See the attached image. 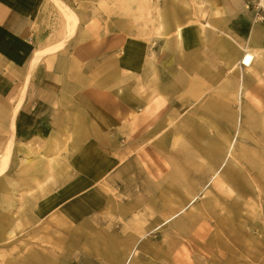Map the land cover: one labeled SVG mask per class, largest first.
<instances>
[{
	"label": "crops",
	"instance_id": "crops-1",
	"mask_svg": "<svg viewBox=\"0 0 264 264\" xmlns=\"http://www.w3.org/2000/svg\"><path fill=\"white\" fill-rule=\"evenodd\" d=\"M68 2L62 1L80 19L76 34L63 49L43 55L48 47L66 40L61 7L55 0H0L1 156L11 149L9 171L0 178V235H10L17 228L2 222L8 215L4 204L16 198L6 189L10 181L14 187H23L25 170L47 172L45 187L43 177L31 179L42 187L37 189L35 200L30 199L39 204L35 214L44 218L60 207V213L70 215L71 203L81 201L79 195L114 173L119 175L125 162L116 154H123L119 148L125 135L130 159L152 186L165 188L163 200L176 206L181 202L187 205L203 189L197 192L200 184L194 180L187 183L184 194L171 196L172 188L179 185L174 178L177 163L162 152V128L171 118L182 114L186 117L192 107L195 118H235L240 83L222 82L223 77H217L219 81L212 92L215 97L204 96L207 84H203L201 76L205 54L216 57L223 65L217 72L221 76L226 74L225 66L236 69L234 65L244 55L241 47L253 34L264 47V25L253 24V13L245 8V0L240 2L242 8L234 0H218L215 7L220 14L215 16L213 28L204 31L197 24L184 25L186 34L179 40L178 49L176 38L167 40L168 32L177 35L175 27L168 30L165 24V35L159 36L155 34L160 32L157 26L149 42L148 32L130 30L131 25L122 19L104 18L95 13L97 8L87 7L85 0ZM56 12L64 18L62 31L57 28ZM39 53L41 58L32 64ZM244 70L251 78L242 92L243 118L264 116V53ZM28 78L15 130V109ZM238 115L239 109L236 118ZM93 139L99 143L96 145ZM216 164L214 170L220 166ZM13 171H17L15 177ZM16 201L29 202V198L22 195ZM180 207L172 210L169 206L163 222ZM211 207V202H205L197 212L190 208L163 226L162 255H155L153 239L149 238L156 227L132 223L120 233L100 232L104 248L68 264H124L139 243L138 254L130 264L139 263L135 259L141 252L151 253L153 259L159 256L168 264H214L219 228L213 218L198 213L210 211ZM135 210L139 212L138 205L131 208L132 217ZM161 224L158 233L162 231ZM144 234L147 237L141 241ZM51 240L59 246L60 240ZM104 256L106 263L99 262ZM25 258L15 264L60 261L54 246L36 250Z\"/></svg>",
	"mask_w": 264,
	"mask_h": 264
},
{
	"label": "rangeland",
	"instance_id": "rangeland-1",
	"mask_svg": "<svg viewBox=\"0 0 264 264\" xmlns=\"http://www.w3.org/2000/svg\"><path fill=\"white\" fill-rule=\"evenodd\" d=\"M60 1L69 3L68 0ZM55 2L60 6L59 1L55 0ZM85 2L87 7L97 8L95 13L99 15L101 13L104 18L122 19L131 25L130 30L148 32L147 38L152 42L151 38L155 36L153 30L157 29V26L160 27L155 21L158 11L163 14V28L167 26L168 30L171 26L173 30L174 27L178 30L184 25L197 24L204 31H210L212 28L207 24L213 25L217 18L212 8L218 0H104L102 2L85 0ZM56 14L58 31H62L63 15L59 12ZM253 24L258 25L254 22V18ZM155 34L158 35L159 32L156 31ZM174 38L177 40L178 49L180 46L178 35L174 37L167 33L168 41ZM160 45L163 43L158 44L157 51L161 49ZM260 62L261 60H258V63ZM222 66L216 57L212 58L211 55L205 54L201 79L203 84H207L203 92L207 98L211 97L209 94H212L216 88L214 84L219 81L217 77H223L222 82H233L236 85L239 83L240 69L233 70L230 66H225L226 74L223 72L220 76L217 72ZM244 75L243 91L251 78L249 71L244 70ZM192 108H189L186 117L182 114L179 118H171L161 131L159 141L163 144L162 152L169 154L170 160L177 163V175L174 178L179 185L172 188L171 196L184 194L187 183L194 180L196 184H200L196 188L197 192L206 186L217 166L216 163L219 162L220 153L214 155L211 153L212 149L220 148V139L223 143L225 139H231L237 125L238 107L235 108V118H195ZM263 123L264 116L252 114L243 118L242 133L245 137L237 144L235 157L229 161L221 176L212 185L211 193L200 199V204L211 202L212 207L210 211H198V213L213 218L219 228L220 235L215 246L214 264H264ZM92 141L98 142L94 139ZM120 144L119 149L123 154L116 156L125 164L118 170L119 175L116 176L114 173L102 183L79 195L81 201L71 203V216L60 213L58 211L60 207L44 218L35 214L39 204L32 201L39 195L37 189L46 186L47 172L25 170L23 187H14L10 181L6 189L16 198H14L15 202L4 204V210L8 215L2 222L8 227L17 225V228L10 235H0V264H15L17 260H26L25 257L34 254L36 250L50 249L53 246L59 252V264L78 261L92 250L104 248L100 232L106 233V230H109L120 233L125 226H130L132 223L156 227L152 231H156L155 234H151L149 238L153 239L152 248L155 250V255H162L159 252L164 230L162 228L160 229L162 231H159L161 233H158L159 224L166 218L164 214L169 206L174 209L177 206H184L187 202L177 203L176 206L169 200L164 201L165 188L152 186L130 159L126 135ZM100 147L106 150L102 145ZM12 173L15 177L17 171ZM60 174L64 172L60 170ZM77 176L78 173L75 177ZM35 177H43L45 184L37 187V183L31 180ZM22 195L29 198V202L16 201ZM200 204L191 210L197 212ZM136 205L139 206V212L135 210V217H132L131 208ZM39 228H43V231ZM110 233L114 235V232ZM51 238L60 240L59 246L53 245ZM135 260L139 263L133 264H168L159 256L153 259L151 253L148 255L141 252ZM98 261L106 263L107 258L104 256Z\"/></svg>",
	"mask_w": 264,
	"mask_h": 264
},
{
	"label": "bare ground",
	"instance_id": "bare-ground-1",
	"mask_svg": "<svg viewBox=\"0 0 264 264\" xmlns=\"http://www.w3.org/2000/svg\"><path fill=\"white\" fill-rule=\"evenodd\" d=\"M59 1L62 13L64 15L65 18V25H64V30H65V34H66V40L64 42H60L54 46L48 47L47 50H45L43 53L44 54H49L55 51H59L61 49H63V47L65 46L66 42L73 38L76 34L77 28H78V24H79V17L78 14L76 12H74L72 9H70L68 6H66L64 3H62V1ZM235 4L239 7H241V0H234ZM242 3V2H241ZM213 12L215 13V15H219L220 14V9L217 7H213ZM158 11V10H157ZM163 14L161 11H158V16L157 19L155 20L158 24H159V36H164L165 33L163 32L164 28H163ZM209 27L213 28V25L211 24H207ZM185 30H183V28L181 27V29L177 30V35L180 41H182L184 39L185 36ZM232 39V38H231ZM261 41L257 39L256 36H254V34L247 39L246 42V46L245 47H241L242 50L244 51V55L241 57L240 60L237 61V63L234 65V68H239L240 69V80H239V94H238V104H239V115H238V120H237V125L235 128V132L234 135L232 136L231 139H225L224 143L223 140L220 139V148L218 149L217 147L214 148V150L212 149V154L215 155V153H220L218 160H219V164L220 166L213 170V173L209 179V184L203 188V190L199 193L196 194L195 196H193L191 198V200L188 202L187 205H184L183 207H180L178 210H176L172 216H170L169 218H167L162 224L161 227L169 224L170 222H172L173 220H175L176 218H178L180 215L184 214L188 209L192 208L193 206H195L198 201L201 198H205L206 195H209L211 192V187L213 185V183L221 176L222 171L225 169V167L227 166V164L229 163V161H231L232 158L235 157L236 154V148H237V144L239 143V141L245 137L244 133H242V122H243V108H242V92H243V88H244V68H251L253 63L255 62V60L257 58L262 57V54L264 53V47L261 45ZM42 53H39L38 55H36V57L34 58V60L32 61V64H36L39 59L41 58ZM28 80L26 82L24 91L22 93V98L20 99V102L18 103L16 109H15V115L13 118V127L16 130V125H15V121H16V115L18 113V110L24 100L25 97V93H26V87L28 84ZM264 126V123H263ZM10 153H11V149L8 150V154L6 156H1L0 157V178L4 177L8 171H9V165H10ZM172 173L174 172L173 170V166L170 164ZM147 237L146 234L142 235V240H144ZM140 244V243H139ZM139 244H137V246H135V248L133 249L132 253L129 255V257L127 258L126 262L124 264H130L133 257L138 254V246Z\"/></svg>",
	"mask_w": 264,
	"mask_h": 264
},
{
	"label": "built area",
	"instance_id": "built-area-1",
	"mask_svg": "<svg viewBox=\"0 0 264 264\" xmlns=\"http://www.w3.org/2000/svg\"><path fill=\"white\" fill-rule=\"evenodd\" d=\"M245 8L253 13L256 24L264 25V0H245Z\"/></svg>",
	"mask_w": 264,
	"mask_h": 264
}]
</instances>
